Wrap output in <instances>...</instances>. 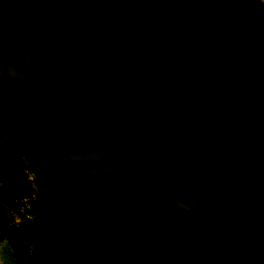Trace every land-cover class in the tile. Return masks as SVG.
I'll list each match as a JSON object with an SVG mask.
<instances>
[{"label":"water","instance_id":"95a60500","mask_svg":"<svg viewBox=\"0 0 264 264\" xmlns=\"http://www.w3.org/2000/svg\"><path fill=\"white\" fill-rule=\"evenodd\" d=\"M0 133L106 264H264V1L0 0Z\"/></svg>","mask_w":264,"mask_h":264},{"label":"trees","instance_id":"16d2710c","mask_svg":"<svg viewBox=\"0 0 264 264\" xmlns=\"http://www.w3.org/2000/svg\"><path fill=\"white\" fill-rule=\"evenodd\" d=\"M0 264H106L88 243L79 219L47 198L2 133Z\"/></svg>","mask_w":264,"mask_h":264}]
</instances>
